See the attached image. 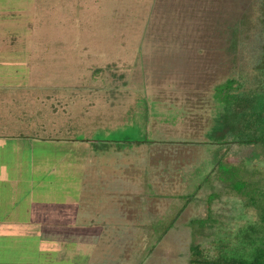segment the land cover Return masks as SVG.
<instances>
[{"label": "rangeland", "instance_id": "1", "mask_svg": "<svg viewBox=\"0 0 264 264\" xmlns=\"http://www.w3.org/2000/svg\"><path fill=\"white\" fill-rule=\"evenodd\" d=\"M258 1L0 0V214L20 226L5 241L17 262L188 264L193 243L225 239L245 258L263 246L264 145L207 135L227 106L219 85L256 88L261 27L236 48L232 32ZM146 139L126 166L119 141ZM83 166L80 204L37 223L60 186L79 195Z\"/></svg>", "mask_w": 264, "mask_h": 264}, {"label": "trees", "instance_id": "2", "mask_svg": "<svg viewBox=\"0 0 264 264\" xmlns=\"http://www.w3.org/2000/svg\"><path fill=\"white\" fill-rule=\"evenodd\" d=\"M258 3L257 15L256 10L253 15H244L238 23L239 26L234 28V31L232 32V39H234L235 42L233 43V47L236 48L242 39H250L249 36H247V32L250 30L251 24L255 25L256 23V25L261 27V34L260 36L257 35L258 37L256 38L261 42V55L259 56L257 66L255 67V70H257V76H255L257 82L255 85L256 88L255 90L247 92L244 90L245 85H247L245 82L239 83L236 79H229L216 88L214 95L217 99L219 98L220 103L223 104V102H227V106H225L226 108H224L222 115H220L217 120L216 128H214L213 131H210L207 135L209 138L211 137L210 140L214 137L217 142L222 141L223 144L226 143L223 141L225 135L228 134L233 136L236 134V136L241 137L236 143H244L249 146L256 145L257 143L264 145V0H259ZM241 26H247V28H241ZM246 94L248 102L244 101ZM228 101H230V104ZM258 102L259 104L257 106ZM228 116L229 121H227ZM247 117L250 120L248 123H244V120ZM245 126L249 129L248 134L260 135L259 137H256L257 141L245 137L247 135H244L243 129H240V127L245 128ZM243 135L244 138L242 137ZM124 143L140 146L151 142L146 139L124 141ZM216 168L219 170L220 166ZM209 176L210 175L208 174L204 181H206ZM201 188L202 186L200 185L195 193L183 197V199H185V205L180 210V213L185 209L188 203L192 202L194 196ZM179 215H176L166 223H162L164 227L162 228V234L159 239H162L163 236L173 228ZM252 231L256 230L252 228ZM258 241L260 240L254 236L248 243L252 245L256 244L257 246ZM188 264H264V244L263 246H257L250 258H245L233 250L225 239L214 241L210 248H205L201 244L193 243L190 246Z\"/></svg>", "mask_w": 264, "mask_h": 264}, {"label": "crops", "instance_id": "3", "mask_svg": "<svg viewBox=\"0 0 264 264\" xmlns=\"http://www.w3.org/2000/svg\"><path fill=\"white\" fill-rule=\"evenodd\" d=\"M0 138H3L2 135H0ZM0 140H2V139H0ZM5 140L7 141L6 138H5ZM14 140H18V138H14ZM9 141H12V140H9ZM134 146H136V145L124 143V142L118 143V147L116 149H118L119 151L121 150L119 152V154L122 155V158L124 157V159L126 160V166H128L127 163H128V159H129V156H126L127 150H130ZM141 146L142 145H140L138 147H141ZM125 152H126V155H125ZM64 160H67V158L62 157L61 159H59L60 163H62ZM80 171H82V175L80 176L81 179L79 180V184L77 187V191H78L79 195H75V198L70 197V194H69L70 189H74L72 187V185H69L68 187H65L64 185L60 186V189H58V190L62 193L61 199H54V201L51 200L49 203L46 202L45 204L35 206L36 210L34 211L35 212L34 217L37 220L36 221L37 223L40 220L42 222H48V219L53 217L52 213L54 211V207H56V206H61V207L65 208V207H70L71 205L76 206L77 204L78 205L80 204L79 201L81 200L82 191L84 190V184H85V181H87V179H88L87 173L88 172L91 173V170L88 169L87 166L86 167L83 166V168H81ZM4 172L5 171H3L2 169L0 170V189L4 183H6L7 181L10 182V180L7 179V175L9 173L4 174ZM50 174L56 176L57 179L60 176L66 177L63 180L69 179L67 177H69V175H72V173L68 174L67 172H65L64 174H61L60 169L56 171V168H54V170L52 172H50ZM10 183H12V182H10ZM132 186L135 189L134 184L133 185L131 184V187ZM69 187H70V189H69ZM122 188L128 189L126 186H122ZM133 188H131V189H133ZM66 189H67V191H66ZM54 191H56V190H54ZM64 191L68 192V194H67L68 197H65ZM84 191H86V189ZM50 192L53 193V191H50ZM59 200H61V202H59ZM44 208H47L46 211H44ZM0 211H1V209H0ZM19 227L20 226L17 225L16 218L10 217V216H3L0 214V264H23L21 262V258H20V261L17 262V253H18L17 251H18V249L15 247L14 248L10 247V246H8V244L5 243L6 240H9L11 242L16 241L15 238L18 236V234L16 233V228H19ZM41 230H43V229L41 228ZM41 230L40 231L38 230V232H40L39 233L40 238H42ZM40 247H41V244H40ZM19 255L21 256V252L19 253Z\"/></svg>", "mask_w": 264, "mask_h": 264}]
</instances>
